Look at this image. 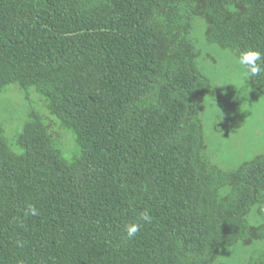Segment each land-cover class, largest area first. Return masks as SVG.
Returning <instances> with one entry per match:
<instances>
[{
  "label": "trees",
  "instance_id": "1",
  "mask_svg": "<svg viewBox=\"0 0 264 264\" xmlns=\"http://www.w3.org/2000/svg\"><path fill=\"white\" fill-rule=\"evenodd\" d=\"M198 19L264 53V0H0V91L36 89L77 149L35 113L14 145L0 124V264H215L264 240V153L228 171L206 153Z\"/></svg>",
  "mask_w": 264,
  "mask_h": 264
},
{
  "label": "rangeland",
  "instance_id": "2",
  "mask_svg": "<svg viewBox=\"0 0 264 264\" xmlns=\"http://www.w3.org/2000/svg\"><path fill=\"white\" fill-rule=\"evenodd\" d=\"M191 40L199 52L198 65L212 85V94L205 96L201 106L206 153L215 165L228 171L264 153V95L249 79L238 83L237 56L206 41L203 20H196ZM32 113L42 118L64 154H75L73 134L49 111L47 100L36 89L13 85L0 91V124L10 144L14 145L15 136ZM248 220L260 222L255 210ZM262 258L264 240L249 246H223L215 264H256Z\"/></svg>",
  "mask_w": 264,
  "mask_h": 264
},
{
  "label": "clouds",
  "instance_id": "3",
  "mask_svg": "<svg viewBox=\"0 0 264 264\" xmlns=\"http://www.w3.org/2000/svg\"><path fill=\"white\" fill-rule=\"evenodd\" d=\"M235 62L240 68L241 79L238 83H244L249 78L257 77L261 72H264V53L258 50L248 49L241 51L236 57ZM25 214L37 216L39 215V211L34 205L29 204ZM151 219L152 217L147 211L140 214V221L144 223L151 222ZM141 226L139 222L128 224L125 229L126 237L129 239L134 238L140 231Z\"/></svg>",
  "mask_w": 264,
  "mask_h": 264
}]
</instances>
